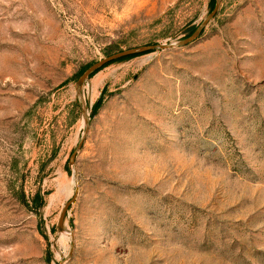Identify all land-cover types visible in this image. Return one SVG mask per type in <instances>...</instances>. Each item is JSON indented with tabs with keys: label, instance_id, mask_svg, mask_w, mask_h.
Listing matches in <instances>:
<instances>
[{
	"label": "rangeland",
	"instance_id": "1",
	"mask_svg": "<svg viewBox=\"0 0 264 264\" xmlns=\"http://www.w3.org/2000/svg\"><path fill=\"white\" fill-rule=\"evenodd\" d=\"M214 2L0 0V264H264V0L77 90Z\"/></svg>",
	"mask_w": 264,
	"mask_h": 264
},
{
	"label": "water",
	"instance_id": "2",
	"mask_svg": "<svg viewBox=\"0 0 264 264\" xmlns=\"http://www.w3.org/2000/svg\"><path fill=\"white\" fill-rule=\"evenodd\" d=\"M221 1L222 0H215V6L212 10V12L209 14V16L205 19V21L199 26L197 27L194 32L189 36L187 37L186 39L178 42V43H175V44H171V45H147V46H142L140 48H134V49H129V50H126V51H121V52H118V53H115V54H112L104 59H102L101 61L91 65L82 75L81 77L79 78L78 82H77V90H78V93L79 95H81V88L84 84V82L94 73L96 72L97 70H99L100 68L104 67L105 65L113 62V61H116L118 59H121L123 57H127V56H132V55H135V54H139V53H143V52H146V51H149V50H153L155 48H160V49H170V48H173V47H180V46H183V45H187V44H190L191 42H193L194 40H196L199 35L203 32L204 28L207 26V24L209 23V21L217 14L219 8H220V5H221ZM86 123L87 120H86ZM82 145V143H81ZM81 145L79 147H81ZM76 154H77V151H75L70 159V163H73L74 160H75V157H76ZM76 195L73 197V199H71L64 207L63 211L61 212L60 214V219H59V230L61 232H70L72 233L70 230H68L66 227H65V217H66V214H67V211L70 207V205L75 201L76 199ZM73 250V249H72ZM71 254H72V251H71Z\"/></svg>",
	"mask_w": 264,
	"mask_h": 264
},
{
	"label": "trees",
	"instance_id": "3",
	"mask_svg": "<svg viewBox=\"0 0 264 264\" xmlns=\"http://www.w3.org/2000/svg\"><path fill=\"white\" fill-rule=\"evenodd\" d=\"M214 6H215V2H214V4H213V8H214ZM132 56H134V55H132ZM127 57H131V56H127ZM127 57H123V58H127ZM123 58H121V59H123ZM118 60H120V59H118ZM110 64V63H109ZM108 65V64H107ZM106 66V65H105ZM103 68V67H102ZM101 69V68H100ZM99 69V70H100ZM98 71V70H97ZM96 71V72H97ZM95 73V72H94ZM93 73V74H94ZM92 74V75H93ZM102 103V97L101 98H99V100L95 103V105H94V107H93V112H96L97 111V109H98V107L100 106V104Z\"/></svg>",
	"mask_w": 264,
	"mask_h": 264
}]
</instances>
